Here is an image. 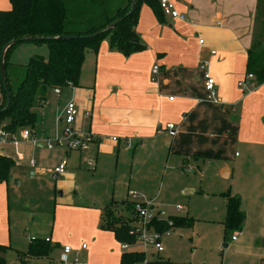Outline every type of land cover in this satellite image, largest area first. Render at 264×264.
<instances>
[{
    "label": "crops",
    "instance_id": "0c3cea01",
    "mask_svg": "<svg viewBox=\"0 0 264 264\" xmlns=\"http://www.w3.org/2000/svg\"><path fill=\"white\" fill-rule=\"evenodd\" d=\"M171 1L184 19L159 16L149 3L142 1L136 24V32L145 45L142 51L125 56L112 48L108 40L101 43L97 53L88 50L79 86L65 87L66 98L60 97L57 102L50 100L49 91L38 102L43 109L40 114L36 113L42 117L37 116L35 129H40L41 133L35 132L34 140L32 136L29 140L19 137L18 140L0 142V154L15 162L8 180L0 182V195L4 197L6 188L10 190L15 168L21 170L15 176L23 171H29L33 177L43 176L48 173L47 168L56 167L67 159L64 176L55 180L60 190L56 201L59 208L76 211L75 169L84 165L89 170L87 158L95 160L96 169L100 162L114 156L118 158L121 152L133 150L136 153L147 148L157 156L162 154L161 150L166 151L168 160L176 158L183 162L181 169L191 160H217L224 180L241 173L248 186L247 194L240 195L242 207L247 212L242 229L236 230L241 237L233 234L224 247L235 244L243 253L247 248H256L250 264H264V83L256 84L255 77L250 80L247 73L248 51L258 30L259 0ZM10 7V0H0V11ZM21 51L15 49L10 58L13 85L18 77ZM204 61L208 62L216 79V100L208 99L201 69ZM156 65L159 71L154 73ZM242 82L247 85L241 86ZM69 102L78 107L76 129L95 136L96 141L87 152H67L46 146L49 137L61 133L64 110ZM2 103L0 83V106ZM88 111L91 115L86 117ZM169 124L175 126V135L170 134ZM128 141L132 147H128ZM133 141L138 144L136 148H133ZM239 144L248 153L242 159L235 153ZM188 167L192 168L190 171L195 168L194 165ZM254 185L258 193L251 198ZM257 204L260 209L252 213V207ZM117 207L118 204L116 213ZM103 211L96 221L85 227L91 233L95 232L88 236V241L74 240V243L64 245L56 242L55 248L60 247V253L54 254V248L50 257L30 259L25 264H66L61 262L65 246L72 248L71 262L81 254L86 261L84 264H105L98 260L104 261V256L96 258V254L99 249L108 247L112 256L109 264H121L122 256L114 232L100 229ZM175 216L186 217L191 220L190 225L194 221L187 213ZM254 221L259 222V227L251 234L249 223ZM85 243L87 248L82 249ZM113 247L118 249L116 255Z\"/></svg>",
    "mask_w": 264,
    "mask_h": 264
},
{
    "label": "rangeland",
    "instance_id": "374dc122",
    "mask_svg": "<svg viewBox=\"0 0 264 264\" xmlns=\"http://www.w3.org/2000/svg\"><path fill=\"white\" fill-rule=\"evenodd\" d=\"M124 2L125 0H112L111 7L115 8L119 3L124 4ZM263 18L264 13H262ZM260 25L262 26L258 23L257 35L261 31ZM15 49H22L18 60L19 64L23 65H19L18 77L14 81L16 88L25 74L24 66L30 58L34 55L48 57L49 49L46 42L29 41L20 43ZM49 92L50 100L54 102L60 97L66 98L67 94L66 88L63 90V95L56 93L54 89H50ZM38 102L37 99L34 112L40 114L43 106ZM37 116L42 117V115ZM6 123L7 121L0 123V128L5 127ZM26 128L30 127L17 129V140ZM34 130L36 134L41 133L40 129ZM33 137L34 140L35 135ZM135 144L134 142L133 148L138 145ZM152 151L147 148L136 153L133 150L125 151L121 152L118 158L114 156L112 159H105L103 163L100 162L96 169L93 167L88 170L84 165L75 169L76 205L78 204L76 211L59 208L56 200L59 198L60 190L57 188V181L52 178V173L33 177L29 171H23L15 176L14 174L21 171L20 168H15L9 184L10 190L6 188L4 197L0 195V243L9 247L6 252L8 264L20 263L17 251L26 253L31 238H49L52 239V245H56V242L64 245L74 243V240L88 241V236L95 232L91 233L89 228L85 229V227L97 220L103 211L102 208L112 199L118 201V212L114 215L117 218L126 219L134 216L128 202H146L173 216L187 213L188 217L194 220L190 225L191 220L185 218L184 222H181V227L171 229V235L162 240L164 246L162 251L149 247L146 250L144 264L155 260L165 261L168 264H250L258 249L247 248L243 253L235 244L224 247L225 243L232 240L233 234L239 238L241 235L239 231H228L225 234L223 222L226 219L227 200L223 194L231 191L239 198L241 194L245 196L248 186L243 175L236 173L233 179L224 180L219 170L220 162L208 158L191 160L184 169H181L184 166L183 162L176 158L168 160L166 151L161 150L162 154L158 156ZM236 152L240 159L248 154L241 144L236 147ZM71 163L72 161L69 166ZM189 165H194L193 171L188 170ZM246 166L247 162L245 170ZM255 187L256 185L252 189L251 198H255V194L258 193ZM130 192L135 193L136 196H131ZM242 200L240 199L241 210L246 216L247 212L242 207ZM177 205L183 206L184 210L177 211L175 209ZM259 209L260 204H257L251 211L255 213ZM133 219L131 224L136 221L134 217ZM249 226L248 231L252 234L256 231L255 228L259 227V222H250ZM122 245L123 242L118 241L121 256L125 252ZM108 249L104 247L98 250L96 258L99 256L105 258L104 261L98 258L100 263L111 262L112 256L109 255ZM112 250L116 255L117 247H113ZM131 250L145 251L141 244L131 245L128 251ZM53 253H60V247L55 248ZM79 258L81 264L86 262L81 254ZM71 261L69 259L66 264H74Z\"/></svg>",
    "mask_w": 264,
    "mask_h": 264
},
{
    "label": "trees",
    "instance_id": "16d2710c",
    "mask_svg": "<svg viewBox=\"0 0 264 264\" xmlns=\"http://www.w3.org/2000/svg\"><path fill=\"white\" fill-rule=\"evenodd\" d=\"M142 1L158 12L164 13L158 0H136L134 12L125 17L131 9V0L124 4L111 7L112 0H10L11 7L0 11V83L3 93V103L0 106V123L7 121L4 129L15 133L17 129L30 127L35 129L37 115L34 112L36 100H43L50 89H63L67 86H79L82 66L86 52L97 53L101 43L108 40L112 48L125 56L142 51L145 45L136 32L139 8ZM264 0H259L258 20L262 24L259 35H255L253 44L248 51L247 73L255 77L257 84L264 83ZM115 27L98 36L93 35L114 21L122 18ZM69 35L73 38H65ZM22 37H53L29 42H46L49 55L43 57L34 55L24 66L25 74L15 88L10 76V58L19 41L7 48L5 53V73L11 90V105L6 111H1L7 102L5 85L1 75V56L4 47L11 41ZM262 39V40H261ZM26 42V41H25ZM15 165L12 158L0 154V182H6L10 170ZM227 199V214L224 221L225 233L241 230L245 214L241 210V201L230 192L223 194ZM125 203V202H124ZM117 202L112 200L104 209L100 227L102 230L114 232L116 239L123 243H135L130 234L132 218H117ZM133 214L134 202L128 203ZM135 218V217H134ZM174 227H181L186 217L173 216ZM188 220V219H187ZM189 223V222H188ZM120 224V225H119ZM158 230H167L166 220L157 222ZM173 227V228H174ZM8 246L0 244V264H8L6 252ZM55 245L49 238H31L29 249L17 251V258L22 263L30 259L50 257ZM146 252L125 251L121 264H144ZM145 264H168L165 261H147Z\"/></svg>",
    "mask_w": 264,
    "mask_h": 264
},
{
    "label": "built area",
    "instance_id": "2783aa9c",
    "mask_svg": "<svg viewBox=\"0 0 264 264\" xmlns=\"http://www.w3.org/2000/svg\"><path fill=\"white\" fill-rule=\"evenodd\" d=\"M161 10L163 11L164 15L170 16L173 18L180 17L184 19V16L180 15L178 10L176 9L174 3L171 0H158ZM200 43L203 44L204 40L201 39ZM212 54H215V51H211ZM201 69L203 70V79H204V86L208 92V99L216 100V79L213 77L209 64L207 61H204L201 65ZM154 73L159 71V66L156 65L153 68ZM249 79H253L254 76L249 74ZM241 86H246L247 84L242 82L240 83ZM56 93L60 94L62 89L56 88ZM78 115V107L74 102H69L64 110V115L62 121L64 123V127L61 133L54 139H48L46 142V146L48 149H54L56 147L63 148L67 152L78 151V152H87L89 151L92 144L96 141L95 136L91 133H83L76 129V117ZM91 115L90 111L86 112V117ZM168 128L170 130L171 135L176 134V128L173 124H169ZM35 130L31 128H26L21 137L24 140H29L34 134ZM16 133L8 131L4 128H0V142L6 143L9 140H16ZM117 141V137L113 138ZM128 147H132V143L128 141ZM67 159H64L58 166L54 168H47L46 172L52 174H58L62 176L66 172L67 168ZM86 164L88 168H93L95 166V160L92 158L86 159ZM188 170H192L191 167ZM131 196L135 197L136 194L133 192L129 193ZM177 211L183 210V206L177 205ZM134 217L136 219L135 223L131 225L130 234L134 236L135 243L133 245L141 244L144 247V252L148 250L149 247L157 250L162 251L164 249L162 240L164 237L171 235V229L174 227V221L171 216L168 215L162 209H156L151 203L146 202H134ZM166 220L169 228L167 230H158L156 227L157 222H162ZM233 239H236L234 236ZM87 244L82 245V249H86ZM123 250L128 251L131 249L130 243H123L122 245ZM143 251V250H141ZM72 252V248L70 246H65L63 248V254L61 255V260L64 263L69 262V254ZM78 254V252H77ZM75 264H79L80 260L79 257L73 260Z\"/></svg>",
    "mask_w": 264,
    "mask_h": 264
},
{
    "label": "water",
    "instance_id": "95a60500",
    "mask_svg": "<svg viewBox=\"0 0 264 264\" xmlns=\"http://www.w3.org/2000/svg\"><path fill=\"white\" fill-rule=\"evenodd\" d=\"M135 6H136V0H131V9L130 11L128 12V14L125 16V17H128L129 15H131L134 10H135ZM125 17H122L116 21H114L113 23H111L110 25H108L107 27H105L104 29H102L101 31L93 34V35H90L89 37H93V36H98L100 34H103L105 32H107L108 30H110L111 28L115 27L120 21L123 20V18ZM65 38H73V36H69V35H65L63 36ZM53 37H22V38H19V39H15L11 42H9L3 49V52H2V56H1V75H2V80H3V83L5 85V90H6V96H7V102H6V105L5 107L1 110V111H6L10 105H11V90H10V87H9V84H8V81H7V77H6V73H5V53H6V50L8 47H10L11 45L19 42V41H36V40H43V39H51ZM52 178L54 180H59L61 178L60 175H53ZM19 183V181H17Z\"/></svg>",
    "mask_w": 264,
    "mask_h": 264
}]
</instances>
